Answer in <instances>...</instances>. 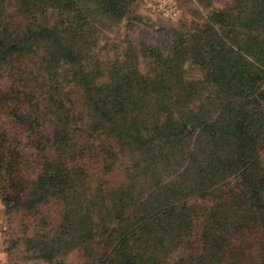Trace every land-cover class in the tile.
I'll list each match as a JSON object with an SVG mask.
<instances>
[{"label": "rangeland", "instance_id": "rangeland-1", "mask_svg": "<svg viewBox=\"0 0 264 264\" xmlns=\"http://www.w3.org/2000/svg\"><path fill=\"white\" fill-rule=\"evenodd\" d=\"M169 1L0 0L6 264H264V0Z\"/></svg>", "mask_w": 264, "mask_h": 264}, {"label": "crops", "instance_id": "crops-1", "mask_svg": "<svg viewBox=\"0 0 264 264\" xmlns=\"http://www.w3.org/2000/svg\"><path fill=\"white\" fill-rule=\"evenodd\" d=\"M3 204L0 200V264H6V258H5V254L2 250V245H1V226H2V215H3Z\"/></svg>", "mask_w": 264, "mask_h": 264}, {"label": "trees", "instance_id": "trees-1", "mask_svg": "<svg viewBox=\"0 0 264 264\" xmlns=\"http://www.w3.org/2000/svg\"><path fill=\"white\" fill-rule=\"evenodd\" d=\"M264 83V79L261 81V85ZM2 187V186H1ZM3 192H1L0 196H1V200L2 203L7 207L9 205L10 202V197L9 194L7 192H5L4 187L1 188Z\"/></svg>", "mask_w": 264, "mask_h": 264}, {"label": "built area", "instance_id": "built-area-1", "mask_svg": "<svg viewBox=\"0 0 264 264\" xmlns=\"http://www.w3.org/2000/svg\"><path fill=\"white\" fill-rule=\"evenodd\" d=\"M151 1L161 2V0H151ZM168 1H169V0H168ZM173 1H174V0H170V1H169V3H170V4H168L169 8H172V7H173V5H174V4H173V3H174ZM159 6H161V4H158L157 10H159ZM166 6H167V5H165V7H166ZM172 9H174V8H172Z\"/></svg>", "mask_w": 264, "mask_h": 264}]
</instances>
